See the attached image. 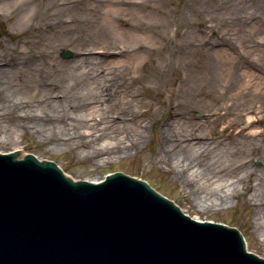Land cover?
<instances>
[{
    "label": "rangeland",
    "instance_id": "1",
    "mask_svg": "<svg viewBox=\"0 0 264 264\" xmlns=\"http://www.w3.org/2000/svg\"><path fill=\"white\" fill-rule=\"evenodd\" d=\"M76 79L90 84L77 89ZM77 105L83 127L64 116ZM223 108L264 109V0H0V152L51 158L76 180L125 171L194 219L237 226L247 249L264 255L249 191L221 210L195 199L202 146L184 139L197 135L202 145V134L221 129ZM54 120L67 122L70 144L55 146L44 128ZM83 139L105 144V159L89 157ZM165 142L193 160L194 187L159 162ZM262 164L256 156L251 167Z\"/></svg>",
    "mask_w": 264,
    "mask_h": 264
},
{
    "label": "water",
    "instance_id": "2",
    "mask_svg": "<svg viewBox=\"0 0 264 264\" xmlns=\"http://www.w3.org/2000/svg\"><path fill=\"white\" fill-rule=\"evenodd\" d=\"M20 153L0 152V264H264L237 226L192 218L140 177L76 180Z\"/></svg>",
    "mask_w": 264,
    "mask_h": 264
},
{
    "label": "bare ground",
    "instance_id": "3",
    "mask_svg": "<svg viewBox=\"0 0 264 264\" xmlns=\"http://www.w3.org/2000/svg\"><path fill=\"white\" fill-rule=\"evenodd\" d=\"M21 9L22 19L26 16L30 20L26 14L27 7ZM75 78H78L77 75ZM89 84L87 80L82 82L76 79L77 89H87ZM88 95L90 96V93L86 96ZM91 95L97 97V94ZM7 98L10 96L7 95ZM11 106L13 107V100L9 99L8 108L13 110ZM81 109L82 107L77 105L75 108L77 112L64 114L68 120L74 122L73 127L84 125V114L86 115L87 112ZM259 113H262V117L257 116ZM217 114L219 119H224H218L221 129H214L211 136L202 134V145L197 142L201 139L197 135L184 139L185 147L191 150L200 149L202 146V194H196L195 199L199 200L204 208L221 210L229 207L234 197L238 198L245 190L249 191L246 203L254 221V231L261 237L262 245H264V131L253 129L254 126L264 122V109L223 108L217 111ZM250 114L255 116H249ZM235 115L241 116L245 121L237 122L231 118L227 119L228 116ZM66 123L62 120L45 123L44 128L52 134L56 147L70 144L69 140L63 137L64 130L67 129ZM19 126L24 127L22 123ZM41 129L44 131L43 128ZM84 141H89V148L84 150L88 155L90 154L89 157L99 156L98 161L105 159L100 157L101 147L104 149L105 144H98L91 139H83L80 143ZM23 155L24 153H20V157ZM256 156L263 158L262 169L256 170L251 167V162ZM159 162L181 175L186 186L194 187L193 175L198 168L191 167L193 160L183 149L179 154H174L170 150L169 143L165 142L159 155Z\"/></svg>",
    "mask_w": 264,
    "mask_h": 264
}]
</instances>
